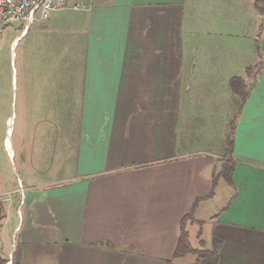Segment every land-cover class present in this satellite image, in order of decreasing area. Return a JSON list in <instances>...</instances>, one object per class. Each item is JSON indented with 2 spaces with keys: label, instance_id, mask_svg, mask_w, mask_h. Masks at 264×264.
Segmentation results:
<instances>
[{
  "label": "crops",
  "instance_id": "crops-1",
  "mask_svg": "<svg viewBox=\"0 0 264 264\" xmlns=\"http://www.w3.org/2000/svg\"><path fill=\"white\" fill-rule=\"evenodd\" d=\"M81 1L14 36L28 42L16 113L5 100L0 264H184L174 251L183 227L199 244L194 224L209 226L196 249L220 241L216 264H264L254 0Z\"/></svg>",
  "mask_w": 264,
  "mask_h": 264
},
{
  "label": "rangeland",
  "instance_id": "rangeland-1",
  "mask_svg": "<svg viewBox=\"0 0 264 264\" xmlns=\"http://www.w3.org/2000/svg\"><path fill=\"white\" fill-rule=\"evenodd\" d=\"M71 1L73 2L74 0H70V2ZM262 22H264V15H262L261 23ZM19 27L20 26L17 22H12L6 25L4 28L3 35L0 38V118H1L0 120V146L2 145L1 139L4 133L3 118H4V111L6 109L5 100L7 99L9 103H10V100H13L12 111L16 113L15 90L14 88L13 89L11 88L12 87L11 85L15 84V69L19 67L21 53H23L25 44L28 42L27 40H24V41H21L18 46L16 45L13 46V43L15 42L14 36L17 35L21 31L19 30ZM261 37H264V36H261ZM11 41H12L11 47L13 46V50L10 53L11 47L9 44ZM263 43L264 41H261L260 43L261 49H263L262 48ZM7 113H9V111ZM10 118H12V123H11V127H12L13 117H10ZM13 139L16 142V139H17L16 126H15V133L13 134ZM192 229L193 231L197 230V233H200L199 235L200 237H199V244H198L196 241V236L190 230V236L188 237V241H189V245L191 246V248L196 249L197 247H205V246L207 247L209 245V241H208L209 226L205 224L202 226L200 225V228H199V225L197 226L196 224H194ZM184 256H186L187 258V261L184 264L192 263L196 257L194 252L186 253L184 254Z\"/></svg>",
  "mask_w": 264,
  "mask_h": 264
},
{
  "label": "built area",
  "instance_id": "built-area-1",
  "mask_svg": "<svg viewBox=\"0 0 264 264\" xmlns=\"http://www.w3.org/2000/svg\"><path fill=\"white\" fill-rule=\"evenodd\" d=\"M69 6V0H0V38L6 25L17 22L25 32L35 20L46 19L54 10ZM72 8H85L81 0H74Z\"/></svg>",
  "mask_w": 264,
  "mask_h": 264
},
{
  "label": "trees",
  "instance_id": "trees-1",
  "mask_svg": "<svg viewBox=\"0 0 264 264\" xmlns=\"http://www.w3.org/2000/svg\"><path fill=\"white\" fill-rule=\"evenodd\" d=\"M255 7L259 14L264 15V0H254ZM262 28L264 29V22H262ZM231 87L234 93H236L241 100V103L244 102L247 91L245 89V85L243 84L241 78L234 77L231 80ZM233 165L230 164L229 161H226L219 172V176L223 177L227 182H231V172H232ZM196 202L193 203L189 214L183 218L182 223L184 225L185 221L190 218L191 213L194 209ZM220 241L215 238L213 245L211 248H202V249H193L189 245L187 239V233L184 230V227L181 230L179 238L177 240V244L174 251V257L182 256L189 252H194L196 257L192 263L189 264H216L218 261V247ZM4 264V261H2ZM167 264H176L172 260H167Z\"/></svg>",
  "mask_w": 264,
  "mask_h": 264
},
{
  "label": "bare ground",
  "instance_id": "bare-ground-1",
  "mask_svg": "<svg viewBox=\"0 0 264 264\" xmlns=\"http://www.w3.org/2000/svg\"><path fill=\"white\" fill-rule=\"evenodd\" d=\"M14 43H13V46H14ZM11 123H12V118H9V120H8L9 129H11ZM9 142H10V140H9V135H8V138H7V146H8V148H10V143Z\"/></svg>",
  "mask_w": 264,
  "mask_h": 264
},
{
  "label": "water",
  "instance_id": "water-1",
  "mask_svg": "<svg viewBox=\"0 0 264 264\" xmlns=\"http://www.w3.org/2000/svg\"><path fill=\"white\" fill-rule=\"evenodd\" d=\"M262 48H263V50H264V43H263V47H262Z\"/></svg>",
  "mask_w": 264,
  "mask_h": 264
}]
</instances>
